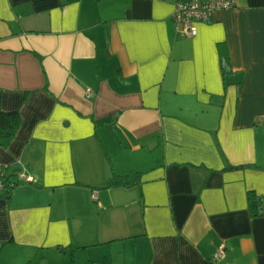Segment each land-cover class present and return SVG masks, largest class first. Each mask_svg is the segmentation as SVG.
<instances>
[{
  "label": "crops",
  "instance_id": "1",
  "mask_svg": "<svg viewBox=\"0 0 264 264\" xmlns=\"http://www.w3.org/2000/svg\"><path fill=\"white\" fill-rule=\"evenodd\" d=\"M178 1L0 0V264H264V0Z\"/></svg>",
  "mask_w": 264,
  "mask_h": 264
},
{
  "label": "built area",
  "instance_id": "2",
  "mask_svg": "<svg viewBox=\"0 0 264 264\" xmlns=\"http://www.w3.org/2000/svg\"><path fill=\"white\" fill-rule=\"evenodd\" d=\"M237 6L235 0H180L176 3L174 20L180 37L192 38L198 35V24L210 22L215 13L223 10H231ZM87 97L93 96V91L87 90ZM6 177L0 175V189L15 186V183H7ZM24 181H31L30 178L23 176ZM95 199L97 194L94 195ZM226 247L220 245L214 259L220 260L225 257Z\"/></svg>",
  "mask_w": 264,
  "mask_h": 264
},
{
  "label": "trees",
  "instance_id": "3",
  "mask_svg": "<svg viewBox=\"0 0 264 264\" xmlns=\"http://www.w3.org/2000/svg\"><path fill=\"white\" fill-rule=\"evenodd\" d=\"M223 69L226 74L230 73V63L227 59H223ZM21 124L19 112H5L0 110V147L8 149L17 133ZM7 183H15L13 187H6L9 192L11 189L19 185L18 181H10L8 177L5 178ZM249 205L251 215L254 218L264 217V196H257L254 192L249 193Z\"/></svg>",
  "mask_w": 264,
  "mask_h": 264
}]
</instances>
